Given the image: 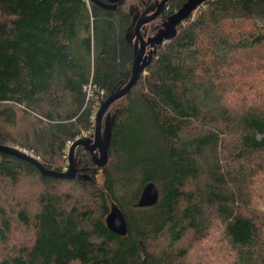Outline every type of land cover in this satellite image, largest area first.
I'll return each instance as SVG.
<instances>
[{
    "label": "trees",
    "instance_id": "trees-1",
    "mask_svg": "<svg viewBox=\"0 0 264 264\" xmlns=\"http://www.w3.org/2000/svg\"><path fill=\"white\" fill-rule=\"evenodd\" d=\"M140 4L0 0V145L65 171L66 145L93 136V99L130 79L125 34ZM193 13L108 108L107 164L76 148L88 179L44 177L0 153V264H188L185 239L200 252L211 231L223 234L218 264H264V0H207ZM229 70L247 82L222 81ZM149 183L158 200L138 208ZM111 205L125 236L106 228Z\"/></svg>",
    "mask_w": 264,
    "mask_h": 264
},
{
    "label": "water",
    "instance_id": "water-1",
    "mask_svg": "<svg viewBox=\"0 0 264 264\" xmlns=\"http://www.w3.org/2000/svg\"><path fill=\"white\" fill-rule=\"evenodd\" d=\"M91 1L102 9L115 10V4L120 0H109V4L100 3L97 0ZM167 1L168 0H161L157 10H155V12H153L147 18L138 19V11L135 10L136 12L134 11L135 13L133 14V8L129 9V13L133 14V16L130 27L128 28L125 34V40L128 44L133 47V63L131 67L130 79L122 88L120 87L115 92L110 94L104 101L100 102L99 108L95 115L93 137L75 140L68 147L66 157V171L53 172L47 170L34 156L15 147L0 145V153L18 158L22 161L32 164L44 177H52L69 181L75 179L76 177L79 179H88L87 175L81 174L80 171L83 170H78V161L75 159V150L77 147H82L90 155L92 163L96 167H104L108 161V150L111 139V125L113 119L111 115H105L108 108L114 102L124 97L131 90V88L139 79L140 74L143 72L144 68L150 63L152 55L155 54L156 46H160L163 42L174 38L177 33V26L182 24L183 21L187 20L190 15L207 0H187V2L183 4V6L175 14L167 18V20L163 23L162 27L159 28L152 37H149L144 40V38L140 34L141 27L155 20V18L160 14L162 7ZM147 46H150L152 50L150 51L147 57H144ZM103 118L105 119L102 124ZM157 200V189L152 183H149L144 187L140 199L137 203V207L149 208L155 205ZM105 225L108 231L112 234H115L117 236L126 235V223L122 213L119 211L116 205H111L109 214L105 219Z\"/></svg>",
    "mask_w": 264,
    "mask_h": 264
},
{
    "label": "rangeland",
    "instance_id": "rangeland-1",
    "mask_svg": "<svg viewBox=\"0 0 264 264\" xmlns=\"http://www.w3.org/2000/svg\"><path fill=\"white\" fill-rule=\"evenodd\" d=\"M135 10L137 11V9H133L132 13H134ZM196 12L192 14L195 17L198 14V12L197 13ZM130 15H131V18H132L133 14H130ZM151 50H152V48H150L149 51H151ZM148 53L149 52H147L146 57H147ZM229 71L232 72L231 73L232 77L226 79L225 74H227ZM229 71H226L225 73H223L224 76H222V81L225 82V80H226L227 82H229L228 84H235V85L238 84L241 81L247 82L246 78L236 77L237 75L234 73L235 72L234 70H229ZM90 99H91V97H90ZM93 100H96V101H93L92 109L93 110H97V107H95V106H96L97 103L100 102L101 99H100V97H97V98H94ZM16 108H18V114L20 115V118H21L22 112L19 110V106H17ZM21 119H23V118H21ZM22 121H23V122H21L22 125H26L28 123L27 119L26 120H22ZM10 130H11V132L13 134L17 131L14 127H10ZM86 135L84 133L82 136H86ZM68 146H69V143L66 145V148H65L66 155H67ZM62 166H67L66 156H65V162L62 164ZM211 234L212 235L207 239V242H205L206 248L203 251H200V252H197V250H196V248L194 246V244H195L197 246V248L200 249V244H196V243L193 242L194 240L192 239L193 238L192 234H189V236L185 239L186 241L189 242L188 246H192L191 247V253L189 255L190 261L188 262V264H218L219 258L223 257L226 254V250H225V248H224V246L222 244V242H223V239H222L223 238V234L220 233V232L216 233L215 231H211Z\"/></svg>",
    "mask_w": 264,
    "mask_h": 264
},
{
    "label": "flooded vegetation",
    "instance_id": "flooded-vegetation-1",
    "mask_svg": "<svg viewBox=\"0 0 264 264\" xmlns=\"http://www.w3.org/2000/svg\"><path fill=\"white\" fill-rule=\"evenodd\" d=\"M98 2H100V3H106V4H109V0H97ZM160 1L161 0H140V7H136L135 6V8H137V11H138V14H139V16H138V19H141V18H147V17H149L155 10H157V8H158V5H159V3H160ZM171 1H173V0H168L165 4H164V6L162 7V9H161V11H160V14L155 18V20H153V21H151V22H149L148 24H145V25H143L142 27H141V29H140V34H141V36L144 38V40H146L148 37H150V36H153L155 33H156V31L153 33V35H152V33L151 34H149V25L151 24V23H153V22H155V21H157L159 18H161L162 17V19H161V24H160V26H159V28H161L162 27V25H163V23L167 20V18H169V16L170 15H172V14H169V12H170V5H169V3L171 2ZM92 2V1H91ZM121 2V0L119 1V2H117L115 5H116V7L118 6V4ZM93 3V2H92ZM94 4V3H93ZM97 6V5H96ZM119 7V6H118ZM131 8H133V7H131ZM136 12V11H135ZM134 12V13H135ZM133 13V14H134ZM163 17H165L164 18V20H163ZM159 28H157V29H159ZM134 38H136V37H134ZM150 46H147L146 47V54H147V52H149L150 53ZM148 53V54H149ZM148 56V55H147Z\"/></svg>",
    "mask_w": 264,
    "mask_h": 264
},
{
    "label": "clouds",
    "instance_id": "clouds-1",
    "mask_svg": "<svg viewBox=\"0 0 264 264\" xmlns=\"http://www.w3.org/2000/svg\"><path fill=\"white\" fill-rule=\"evenodd\" d=\"M101 102V101H100ZM96 115V114H95ZM91 121H92V124H93V130H94V125H95V121L93 120V117H92V119H91ZM93 133H94V131H93ZM93 137V136H92ZM81 138H87L86 136H84V137H78V138H76L75 140H78V139H81ZM74 142V141H73ZM67 151H68V148H67ZM66 157H67V155H66ZM67 167V166H66ZM67 169V168H66ZM66 169H65V171H66Z\"/></svg>",
    "mask_w": 264,
    "mask_h": 264
},
{
    "label": "bare ground",
    "instance_id": "bare-ground-1",
    "mask_svg": "<svg viewBox=\"0 0 264 264\" xmlns=\"http://www.w3.org/2000/svg\"><path fill=\"white\" fill-rule=\"evenodd\" d=\"M155 12V11H154ZM144 57H146V50H145V54H144ZM92 95V94H91ZM71 145V144H70Z\"/></svg>",
    "mask_w": 264,
    "mask_h": 264
},
{
    "label": "built area",
    "instance_id": "built-area-1",
    "mask_svg": "<svg viewBox=\"0 0 264 264\" xmlns=\"http://www.w3.org/2000/svg\"><path fill=\"white\" fill-rule=\"evenodd\" d=\"M24 151V150H23ZM24 152H26V153H28L27 151H24ZM28 154H30V153H28ZM30 155H32V154H30ZM33 156V155H32Z\"/></svg>",
    "mask_w": 264,
    "mask_h": 264
}]
</instances>
